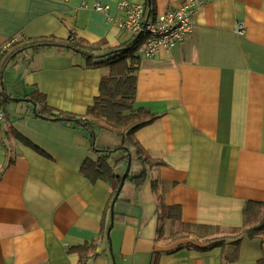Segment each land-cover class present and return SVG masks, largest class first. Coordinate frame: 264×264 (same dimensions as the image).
Wrapping results in <instances>:
<instances>
[{
  "label": "crops",
  "instance_id": "1",
  "mask_svg": "<svg viewBox=\"0 0 264 264\" xmlns=\"http://www.w3.org/2000/svg\"><path fill=\"white\" fill-rule=\"evenodd\" d=\"M95 1L107 12L95 10ZM117 1L0 0V48L12 37L66 38L70 29L107 48L131 43L110 19L123 13ZM183 1L155 0V16ZM195 1L190 32L138 58L135 105L157 118L135 134L158 163L139 186L125 179L112 210L110 183L80 173L85 130L35 117L26 101L4 105L0 264H79L70 247L92 240L95 254L85 264H264L259 238L242 234L238 246L228 240L206 251L194 238L240 226L246 203L264 202V0ZM108 71L61 47L30 48L8 64L2 83L11 97L37 90L50 106L82 115ZM120 143L106 129L95 137L100 148ZM115 170L124 173L126 164ZM160 200L180 206L175 229L190 236L157 237Z\"/></svg>",
  "mask_w": 264,
  "mask_h": 264
},
{
  "label": "trees",
  "instance_id": "2",
  "mask_svg": "<svg viewBox=\"0 0 264 264\" xmlns=\"http://www.w3.org/2000/svg\"><path fill=\"white\" fill-rule=\"evenodd\" d=\"M144 13L147 17L155 16V0H144ZM140 41L141 37H137L131 43L107 48L104 46V41L90 42L79 36L75 30L70 29L66 38L57 37L53 34L20 38L13 41L0 54V105L4 112V105L10 99L26 101L31 104L32 113L35 117L79 126L85 130L89 139V147L79 170L91 183H95L97 180L110 183L111 193L108 204L110 210H112L114 202L119 199L125 179L129 178L136 186H139L145 180L148 168L158 163L157 159L142 147L135 134L138 129L157 118L147 108L136 106L134 101L139 58L136 50ZM56 46L79 56L85 66L106 65L109 67L108 73L103 75L99 81V94L82 115L50 106L45 95L37 90L32 91L27 97L16 98L11 97L3 86V71L19 54L30 48L39 50ZM100 129L118 134L121 137L120 145L114 148L97 147L95 137ZM119 163L126 164L128 171L125 176H123L124 173L115 170ZM133 169H137L138 172L130 175ZM180 221V206L166 205L163 200H160L157 237L164 236L166 232L170 239L190 236V232L175 229V224ZM167 222L168 228H166ZM242 234L248 238H259L264 244L263 201L249 200L246 203L240 226L226 230L215 228L213 232L194 235V238L198 243L197 248L206 251L213 247H222L228 240L238 246ZM95 248L96 241L92 240L82 245L70 247V250L78 252L79 264H85L86 258L95 254ZM262 262L260 261V264Z\"/></svg>",
  "mask_w": 264,
  "mask_h": 264
},
{
  "label": "built area",
  "instance_id": "3",
  "mask_svg": "<svg viewBox=\"0 0 264 264\" xmlns=\"http://www.w3.org/2000/svg\"><path fill=\"white\" fill-rule=\"evenodd\" d=\"M118 8L123 11L119 17H109L116 24L128 32L134 39L141 37L136 50L138 56H154L160 48L169 49L190 32L193 25V15L196 6L195 0H184L174 9L166 10L155 17H147L143 3H132L128 0H118ZM93 8L107 12L109 5L95 1ZM241 24V23H240ZM242 25L236 26V31L242 32ZM12 37L10 44L14 41ZM10 44L0 48V54ZM6 120L3 107L0 105V129ZM1 132V130H0Z\"/></svg>",
  "mask_w": 264,
  "mask_h": 264
},
{
  "label": "water",
  "instance_id": "4",
  "mask_svg": "<svg viewBox=\"0 0 264 264\" xmlns=\"http://www.w3.org/2000/svg\"><path fill=\"white\" fill-rule=\"evenodd\" d=\"M127 171H128V169H127V167H126V170H125V172H124V175H123V176H125V175H126Z\"/></svg>",
  "mask_w": 264,
  "mask_h": 264
},
{
  "label": "rangeland",
  "instance_id": "5",
  "mask_svg": "<svg viewBox=\"0 0 264 264\" xmlns=\"http://www.w3.org/2000/svg\"><path fill=\"white\" fill-rule=\"evenodd\" d=\"M18 39H20V38H18ZM18 39H14V41H15V40H18Z\"/></svg>",
  "mask_w": 264,
  "mask_h": 264
}]
</instances>
